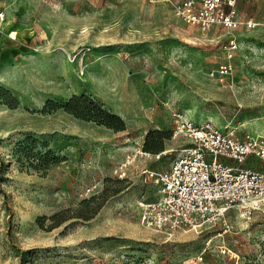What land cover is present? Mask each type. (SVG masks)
<instances>
[{"label":"rangeland","instance_id":"rangeland-1","mask_svg":"<svg viewBox=\"0 0 264 264\" xmlns=\"http://www.w3.org/2000/svg\"><path fill=\"white\" fill-rule=\"evenodd\" d=\"M237 6L255 28L202 33L148 0H0V264H264L261 212L171 235L140 223L159 196L143 169L186 143L173 111L264 136V0ZM231 39L224 85L210 72ZM80 95L120 120L59 107Z\"/></svg>","mask_w":264,"mask_h":264},{"label":"built area","instance_id":"built-area-1","mask_svg":"<svg viewBox=\"0 0 264 264\" xmlns=\"http://www.w3.org/2000/svg\"><path fill=\"white\" fill-rule=\"evenodd\" d=\"M238 1L148 0L169 4L178 18L202 33L215 26L255 28L256 22L240 16ZM237 48L236 40L231 39L224 62L210 72L221 84L228 85L233 74ZM172 120L173 138L186 143L168 170L143 169L146 180L158 187L159 196L141 203V225L171 235L213 227L233 208L245 219L255 212L264 213V136L244 137L234 125L197 124L177 111L172 112ZM126 166L116 170L119 177L125 175Z\"/></svg>","mask_w":264,"mask_h":264},{"label":"trees","instance_id":"trees-1","mask_svg":"<svg viewBox=\"0 0 264 264\" xmlns=\"http://www.w3.org/2000/svg\"><path fill=\"white\" fill-rule=\"evenodd\" d=\"M54 104L55 103L49 101L46 105V109H53L51 106ZM59 107L64 108L66 111L74 114L78 118L94 121L109 128L113 127L110 122L112 119L120 120L117 116L110 115L101 108H98L97 105H95V102L85 95L74 96L65 105H59ZM94 112H97V114L95 115ZM51 154V152H48L45 156H43V159L49 158ZM55 159L57 160V158ZM50 162L51 161L49 159L46 160V165H49Z\"/></svg>","mask_w":264,"mask_h":264},{"label":"bare ground","instance_id":"bare-ground-1","mask_svg":"<svg viewBox=\"0 0 264 264\" xmlns=\"http://www.w3.org/2000/svg\"><path fill=\"white\" fill-rule=\"evenodd\" d=\"M13 36H14V34H13Z\"/></svg>","mask_w":264,"mask_h":264}]
</instances>
